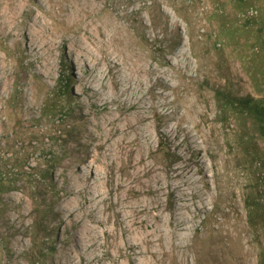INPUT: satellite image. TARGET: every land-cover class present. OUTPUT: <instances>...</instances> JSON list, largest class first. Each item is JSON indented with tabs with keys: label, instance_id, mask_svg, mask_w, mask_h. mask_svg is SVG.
<instances>
[{
	"label": "rangeland",
	"instance_id": "rangeland-1",
	"mask_svg": "<svg viewBox=\"0 0 264 264\" xmlns=\"http://www.w3.org/2000/svg\"><path fill=\"white\" fill-rule=\"evenodd\" d=\"M76 1H56L47 13L44 0H0V264L87 261L77 236L92 222L86 217L92 209L71 188L81 176L91 181L95 169L85 158L106 165L105 188L114 187L116 197L124 193L125 204L145 200L150 207L161 198L163 205L173 208L180 200L167 190L154 191L156 182L154 190L146 186L142 193L126 188L127 183L142 187L141 181L152 173L142 171L139 177L133 169L142 167L140 155H116L118 134L103 133L98 125L106 103L119 116L134 111L128 107L136 100V89L146 92L150 115L146 123L153 132L152 147L144 157L163 173L187 158L200 169L194 177L205 191L203 200L193 193L189 206L193 226L184 251L174 257L158 251L156 256L163 264L263 263L264 140L251 118L224 112L216 92L229 89L237 97L264 98V0H84L96 6H92L96 19L111 16L123 25L125 40L119 46L125 51L138 52L152 65L170 67L167 59L178 65L167 86L158 83L160 100L147 85L140 90L135 84V90L122 96L123 102L118 92L109 93L112 82L107 91L83 76L72 49V36L80 26L55 19V14L71 19L69 10ZM251 6L262 13L244 17ZM36 15L46 16L59 33L53 55L47 52L42 57L29 38L30 29L39 30L33 26ZM71 75L75 76L71 93L64 94L61 90ZM120 79V89H126L128 81L122 75ZM50 103L58 105L57 112L46 115ZM184 115L189 119L181 120ZM141 137L133 138L134 147L145 142ZM71 160L77 166L63 170ZM133 161L139 162L136 168ZM247 200L260 203L263 211L251 216ZM65 203L75 204L76 210L65 209ZM107 204L114 221L115 208ZM140 205L139 215L145 216ZM119 232L122 235L120 227ZM95 238L99 244L95 254L102 260L92 263L112 264L107 248ZM124 261L129 264L130 258Z\"/></svg>",
	"mask_w": 264,
	"mask_h": 264
},
{
	"label": "bare ground",
	"instance_id": "bare-ground-1",
	"mask_svg": "<svg viewBox=\"0 0 264 264\" xmlns=\"http://www.w3.org/2000/svg\"><path fill=\"white\" fill-rule=\"evenodd\" d=\"M44 1L46 2L47 13H51L54 10V2L60 1L62 3V0ZM76 2L73 10H69L72 20L69 16L62 17V15L54 14L55 19L59 22H64L66 25L80 26L79 30L72 36V49L77 62L80 64L79 66L84 68L83 76L89 80L98 82L100 88L103 90H107L108 83L112 82L113 91H109V93L114 95V92H118L120 97L131 90H135V84L139 86L140 90L147 85V89L153 90V97L160 100L161 92L158 89V83L161 81L167 86L173 80L172 70H177L178 65H175L174 62L168 59L167 62H169L172 69L162 65H152L150 62H146V58L139 55L138 52L125 51L124 48L119 46L125 40V28H123V25L111 16L96 19L92 12L93 5L86 4L84 0ZM93 7L96 6L94 5ZM135 12L138 11L135 10ZM8 23L6 22V24ZM35 25L39 26V30L37 31V28L35 30L30 29L28 32L29 38L35 41V47L39 49L42 57H45L47 52H52L51 54L53 55V51L58 44L59 33L49 24L46 16L41 17L36 15L33 21V26ZM175 27H179L178 21L175 22ZM81 32L83 33L80 34ZM45 60L47 59L45 58ZM120 75L129 83L126 89H120ZM71 77L75 79V76L71 75ZM82 89L84 90V88ZM137 90H135L137 97L133 103L135 106L132 104L128 107L129 110L132 108L134 111L131 110L125 116H119L112 106L104 103L105 108L103 109L105 111H102L103 117L98 125L103 129V133L107 131L110 134H118V139L114 143L117 151L116 155H120V153H138L140 155L143 163L142 167L136 168L139 162L133 161V166L136 168L133 170L139 174V177L140 175L142 176V171L144 173H152L148 180L141 181L142 187L127 183V185L125 184L126 188L130 191L142 193L146 189V186L147 189L152 190L153 183L156 182L157 189H153L154 191L167 190L169 194L174 195L175 199L180 200L175 202L176 205L173 208L163 205L161 198H157L150 207L147 206L148 203L145 200L132 202L133 204L131 202V204H125L126 195L124 193L116 197L114 196V187L107 188L108 190L105 188L107 181L106 165H101V162L97 159H90L88 161L84 157L85 159L83 160L87 165L95 169L91 173V181H86L81 176V180L72 184L71 188L74 195H83V202L91 207L92 213H88L86 217H89V220L92 222H87L86 228L77 236L79 247L80 241L84 243L83 248L81 246L80 253L87 261H80L74 264H93L92 262L96 261V258L100 261L102 260L101 257L95 254V245H99L96 243L95 237L100 241L101 246L107 248V253L113 259L112 264H127L124 261L125 257L130 258L129 264H163V261L156 256L157 252L162 251V255L174 257L177 252L184 251L183 243L190 237L193 218L189 215V206L191 203H194L192 202L194 198L193 193L197 192L202 200L205 197L204 189L198 183V179L194 177L196 173L200 172V169H194L187 158H183L180 165L168 168L166 173H163L157 163H153L144 157V151L152 147L153 132L150 125L146 123L150 117L147 112L146 92H137ZM89 94L94 98V92H89ZM120 100L123 102V97ZM153 106L156 105L154 104ZM83 109H85V116L88 119L89 111L86 109V104L83 105ZM188 119L189 117L186 115L181 118V120ZM190 134L192 138L196 137L195 134ZM141 136L145 138V142L139 144L138 147H134V139L138 140ZM69 166L76 167L75 160H71L63 170H66ZM206 167H208V163H205V169ZM93 188H95L94 192ZM194 189L196 191H193ZM64 201L66 202L67 200L64 199ZM108 202H111L110 205H113L115 208L114 221L112 220L113 214L106 212ZM141 203H143L144 209H146L145 216L139 215V205ZM65 204V209L70 208L71 212L76 210L77 206L75 204ZM152 209H155V212ZM119 227L122 229V235H120ZM99 228H101L100 232ZM101 238L105 240L101 241ZM157 241L159 242L158 245ZM149 254H155V256L150 258ZM73 256L71 254L67 256L70 262L74 260Z\"/></svg>",
	"mask_w": 264,
	"mask_h": 264
},
{
	"label": "trees",
	"instance_id": "trees-1",
	"mask_svg": "<svg viewBox=\"0 0 264 264\" xmlns=\"http://www.w3.org/2000/svg\"><path fill=\"white\" fill-rule=\"evenodd\" d=\"M73 79L70 76L66 79L65 89H62V93H71ZM216 98L219 105L224 109V112H230L236 115L238 118L249 117L258 132L259 136L264 140V98H254L252 96L237 97L229 89H219L216 92ZM58 105L50 103L45 108L46 115H52L57 112ZM2 179L0 178V181ZM252 198V197H251ZM250 198V199H251ZM247 206L251 216H257L263 211V206L260 203L247 200ZM35 239V238H34ZM42 252V251H41ZM49 252V251H47ZM51 252V250H50ZM45 254V253H42ZM264 258V257H262ZM261 264H264L261 263Z\"/></svg>",
	"mask_w": 264,
	"mask_h": 264
},
{
	"label": "built area",
	"instance_id": "built-area-1",
	"mask_svg": "<svg viewBox=\"0 0 264 264\" xmlns=\"http://www.w3.org/2000/svg\"><path fill=\"white\" fill-rule=\"evenodd\" d=\"M262 11L257 6L249 7L246 12L243 14L244 17H258Z\"/></svg>",
	"mask_w": 264,
	"mask_h": 264
}]
</instances>
